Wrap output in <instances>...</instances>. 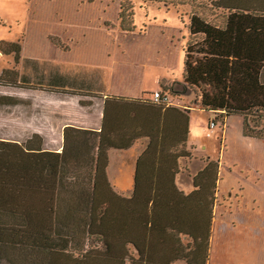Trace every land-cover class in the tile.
Masks as SVG:
<instances>
[{"label": "trees", "instance_id": "obj_1", "mask_svg": "<svg viewBox=\"0 0 264 264\" xmlns=\"http://www.w3.org/2000/svg\"><path fill=\"white\" fill-rule=\"evenodd\" d=\"M171 5L190 7L188 42L183 82L162 83V101L192 96L215 119L240 116L244 135L264 140V0ZM132 6L121 4L128 34ZM162 101H105L101 130L67 127L61 152L0 140V264H207L220 166L208 159L194 190H179L181 164L192 158L190 110ZM141 140L133 194L119 196L109 152Z\"/></svg>", "mask_w": 264, "mask_h": 264}, {"label": "rangeland", "instance_id": "obj_2", "mask_svg": "<svg viewBox=\"0 0 264 264\" xmlns=\"http://www.w3.org/2000/svg\"><path fill=\"white\" fill-rule=\"evenodd\" d=\"M124 1H133L130 34L121 29ZM160 1L0 0V140L61 152L63 126H87L97 117L107 84L129 93L143 87L145 100L160 90L158 77L182 83L190 7L178 13L171 4L189 0ZM168 99L170 107L190 110L189 145L219 163L223 193L237 187L242 173L262 176L264 190V140L245 137L240 116L215 119L192 96ZM239 202L216 194L213 255L227 242L231 254L241 253V227L230 224L241 221Z\"/></svg>", "mask_w": 264, "mask_h": 264}, {"label": "crops", "instance_id": "obj_3", "mask_svg": "<svg viewBox=\"0 0 264 264\" xmlns=\"http://www.w3.org/2000/svg\"><path fill=\"white\" fill-rule=\"evenodd\" d=\"M160 85L173 84L177 82L168 81L167 78L158 77L156 79ZM107 91L103 94L104 101L101 103L100 111L98 116L94 117L92 121H88L87 126H76V125H65L62 129L61 144H59V149L62 150L64 145V130L67 127H77L86 130H93L99 132L101 130V123L103 118V110L105 101L112 98H122L131 101H137L142 99L144 96V88H140L136 93L124 92L122 90L115 89L112 85L107 84ZM161 90V89H160ZM158 90V91H160ZM157 93V90H154ZM183 101V100H182ZM178 101V103H182ZM194 105L197 103L193 102ZM178 105V104H177ZM181 106V105H180ZM182 107V106H181ZM185 109L187 107L183 106ZM228 124L223 128V133ZM242 131H243V120H242ZM244 135V131H243ZM245 136V135H244ZM246 137V136H245ZM248 138V137H247ZM251 140H257L249 138ZM147 146V140H141L134 144V146L129 150H111L109 152V168H108V178L113 187V190L122 197L129 198L132 196L134 191V177L136 172V163L139 156L143 153ZM188 150L192 153V158L188 162H183L181 164V172L176 179L177 187L180 191L185 194L191 193L194 189L193 179L194 177L202 171L207 163L206 161L210 158L204 156H197V148L189 145L188 140ZM114 157L117 158L116 163H114ZM211 160V159H210ZM183 165V167H182ZM186 166V167H185ZM200 167V168H199ZM184 168V170H183ZM188 168V169H187ZM200 169V170H199ZM222 172H220L218 188H217V198H226L228 202L231 198L238 199L239 206H241V221L239 223H230L233 227H241V253L231 254L229 242L222 245L221 253L213 255V240L215 236V217L213 219L209 258L207 264H264V190L261 188L262 176L258 173H242V179L237 187L229 188L222 192ZM241 180L243 182H241ZM237 190V191H236ZM237 193V194H236ZM234 195V196H233ZM218 205H215L216 215ZM235 217L234 212L232 213ZM222 224L223 230L229 227V223ZM221 228V229H222ZM235 229V228H234ZM219 232V228L217 229ZM233 230V229H232ZM233 232V231H231ZM220 233V232H219ZM225 248V249H224Z\"/></svg>", "mask_w": 264, "mask_h": 264}, {"label": "built area", "instance_id": "obj_4", "mask_svg": "<svg viewBox=\"0 0 264 264\" xmlns=\"http://www.w3.org/2000/svg\"><path fill=\"white\" fill-rule=\"evenodd\" d=\"M162 97L163 96L159 92H157L155 94H152L151 98H149V100L152 101L155 104H158V103H161V101L163 99ZM162 102L166 103L167 105H169L170 100L168 98H165ZM212 127H215V125L213 124Z\"/></svg>", "mask_w": 264, "mask_h": 264}]
</instances>
